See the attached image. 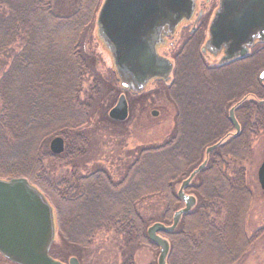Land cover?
I'll use <instances>...</instances> for the list:
<instances>
[{
    "label": "trees",
    "instance_id": "16d2710c",
    "mask_svg": "<svg viewBox=\"0 0 264 264\" xmlns=\"http://www.w3.org/2000/svg\"><path fill=\"white\" fill-rule=\"evenodd\" d=\"M91 1L0 0V55L7 54L17 41L22 42L20 50L14 54L9 67L0 77V134L40 133L51 128L53 122L60 123L57 131H53L64 138L65 149L61 154L45 151L44 155L45 158L64 161L72 166L86 154L88 141L81 128L91 118L89 101L95 99L99 90L96 88L97 77L93 76L96 85L85 93L83 99L80 96L86 77L95 74L93 60L77 41V38L87 35L93 22ZM41 23L43 27H40ZM252 57L255 61L254 73L250 80L241 82L246 83V87L234 98V101H238L252 94L240 100L235 110L239 115V132L224 138L209 154L208 162L198 176L203 180L196 192L199 200L189 212L183 214L175 231L163 233L170 245L167 261L177 247L182 252L178 257L189 258L190 264H236L250 245L251 237L244 232V220L251 193L246 187L243 163L250 157L253 137L264 131V79H258L259 71L264 68V46L256 49ZM110 77L118 85L113 69ZM17 81L27 84L19 86L18 97L23 100V105L13 107L10 100L15 99ZM117 87L113 88L114 92L123 91L119 85ZM125 94L131 95L126 91ZM114 98L112 94L103 110L105 119H109L108 116L106 118V111ZM227 101L226 98L222 102L219 115L228 106ZM109 121L123 123L126 119L123 122ZM230 128L226 121L223 122L220 134H207L197 147L216 142ZM183 137L184 134H169L161 144L139 148L119 181L113 180L103 168L85 175L71 172L58 178V181H51L42 177L41 165L36 171V179L43 186L40 187L42 192L48 195V191L52 190L60 202L67 203L70 208L76 209L77 204L81 209L89 208L90 201L85 197L88 193L91 195V202H95V214L100 218L88 228V244L98 232L113 230L126 244L135 242L156 246L146 234L152 222L141 216L137 205L153 194L163 195L161 219L164 217L165 221L160 219V222L166 225L171 223L172 214L179 204L173 191V181L186 176L189 170L187 165H191L193 157V154L180 148ZM154 156H159V160ZM157 161L158 166L167 167L151 168L149 164ZM172 163L177 165L173 166ZM204 180L211 189L209 193L203 190L206 186ZM151 181L156 182L153 188L149 184ZM217 205L223 208L220 224L209 217ZM75 209L73 215L77 211ZM69 210L67 208L66 217ZM58 214L62 229L59 230L60 238L66 244H71L73 242L67 240L68 236L60 224L62 215L60 212ZM261 231L264 228L256 233ZM189 248L192 251L188 254L186 251ZM122 264L134 262L130 259Z\"/></svg>",
    "mask_w": 264,
    "mask_h": 264
},
{
    "label": "rangeland",
    "instance_id": "374dc122",
    "mask_svg": "<svg viewBox=\"0 0 264 264\" xmlns=\"http://www.w3.org/2000/svg\"><path fill=\"white\" fill-rule=\"evenodd\" d=\"M102 1H91L90 10H92L93 22L88 29L87 35L85 37L82 36L83 38H77L78 43H81L86 53L93 60L92 67H94L95 73L86 77V80L82 83L80 96L83 99L85 93H89L91 87L94 86L93 76L97 77V85H95L99 89L95 99L89 101L91 104V118L81 128L88 141L86 154L73 166L64 161L59 162V160L45 158V151L50 152V140L56 136H61L53 131V129L56 130L61 126L60 123L54 124L55 122H53V125L50 126L51 128L40 131V133H32L33 131H30L25 134H0V179L26 178L50 203L53 208L55 223V237L51 246L52 249H50L52 257L66 261L68 257L73 256L79 260V264H122L130 259L133 260L134 264H156L158 255L156 246L135 242L126 244L124 239L119 237L113 230L98 232L88 244V237L86 236L89 232L88 228L90 229L96 219L100 218L99 215L95 214V202H91V195L88 193L85 197L90 201L89 208L81 209L79 204H77L76 209L70 208L67 203L62 204L52 190L51 192L48 191L47 194L49 196L42 192L40 187L43 186L37 182L36 171L41 165L43 178L58 181V178H62L71 172L85 175L92 170L103 168L110 173L113 180L119 181L126 165L134 159L137 150L141 147L161 144L169 137V134H176L175 126L179 120L181 122L179 126L185 132V137L182 139V142L186 145L184 149L192 148L195 145L198 146L201 140L206 138L207 134H220L219 128L222 126L221 122H214L211 108L206 105L210 95L208 86L215 83L218 87L220 86L225 91H228L232 89L231 84L238 83L236 79L233 81L234 77L240 78L242 75L250 74L251 69H254V64H245L240 67L235 66L214 71L209 74V79L205 77L207 82H202L199 70H201V66H205V63L199 57L198 44L197 42H192L189 48L186 45L181 47L183 43H181V36L180 40L175 41L173 49L175 52L181 47L173 84L166 86L152 82L147 86L143 96L127 95L129 116L125 122L122 121L123 123H112L107 118V111L106 118L108 120L105 119L103 110L109 104L111 95L114 94L115 98L111 106L107 107L108 109L115 104L120 93H116L113 90V88H118V85L110 77L113 68L110 56L102 44L94 37L96 17ZM43 26L41 23L40 27ZM165 42L167 43V41ZM166 45L161 49L162 52H166L169 48ZM21 46L22 42L17 41L7 54L0 55V77L7 70L14 54L20 50ZM170 49L172 50V48ZM203 73L206 74L204 71ZM21 84L26 85L27 82L17 81L15 84L14 89L17 91L15 99L10 97L13 100H10L13 107H20L24 103L18 97ZM227 107L222 109L225 114ZM151 111H157L156 116H152L150 114ZM187 146L189 147L187 148ZM203 147L202 145L196 150L197 152H192V163L191 165L188 164L187 167L191 168L200 162L203 158ZM191 151L193 150L191 149ZM191 151L189 149V153ZM154 159L159 160V156H154ZM154 159L151 161H154ZM263 160L264 131H261L253 137L250 157L243 163L246 187L251 193L244 220V232L247 237H251V242L243 258L236 264H264V231L256 233L264 228V194H262L257 182V168ZM157 163L158 161L149 165L154 169L167 167L158 166ZM172 165L176 166L177 163H172ZM180 179L173 181V191L177 189ZM155 183L151 181L149 184L153 188ZM200 183L202 184L203 180L196 178L192 182V186H199ZM204 185L206 186L203 190L209 193L211 189L205 180ZM196 188L193 186V189ZM193 193L196 194L198 201L197 193ZM177 206H180V203ZM137 207L144 219H150L148 222L160 221L164 210V196L153 194L140 201ZM67 208L68 210L70 209V212L66 217ZM74 209L77 211L73 219L72 212ZM57 212L62 215L60 224L67 234L66 236H68L67 240L74 244H66L60 238L59 230L62 229L59 225V214L57 215ZM209 217L217 224H220L223 219V208L217 205L214 208V213L212 211ZM161 221H165L164 217H162ZM255 233L256 235H254ZM190 251L192 249L189 248L186 252L189 254ZM181 255L182 252H179L176 247L170 258H168V263L190 264L189 258L178 257H181ZM0 264L13 263L0 255Z\"/></svg>",
    "mask_w": 264,
    "mask_h": 264
},
{
    "label": "water",
    "instance_id": "95a60500",
    "mask_svg": "<svg viewBox=\"0 0 264 264\" xmlns=\"http://www.w3.org/2000/svg\"><path fill=\"white\" fill-rule=\"evenodd\" d=\"M193 0H103L96 17L97 40L108 52L112 69L123 91L142 92L152 79L168 84L171 62L159 56L156 46L161 32H172L183 19L189 18ZM206 49L212 54L223 50L224 60L243 56L254 41L264 40V0H220L209 27ZM264 78V70L259 80ZM156 111H151L156 116ZM108 117L124 121L128 104L124 93L108 110ZM235 131L239 124L229 110ZM209 145L208 154L221 143ZM52 154L63 151L60 136L49 142ZM204 160L185 178L177 195L184 206L176 210L171 223L152 222L146 229L149 241L158 248L156 264H168L169 241L163 233L172 232L183 214L195 205V198L183 188L204 167ZM257 182L264 194V160L257 168ZM55 237L54 212L43 194L26 178L0 179V255L13 264H78L76 257L64 263L50 255Z\"/></svg>",
    "mask_w": 264,
    "mask_h": 264
},
{
    "label": "flooded vegetation",
    "instance_id": "af4514ba",
    "mask_svg": "<svg viewBox=\"0 0 264 264\" xmlns=\"http://www.w3.org/2000/svg\"><path fill=\"white\" fill-rule=\"evenodd\" d=\"M219 2H220V0H193L192 10H191V14L189 15V18L181 20L175 26V28H174V30L172 32L168 33V32H166L165 29L161 32L160 38H162V42L159 43L158 46H156V52H157V54L159 56H161L163 58H166V59H168L171 62V66L172 67H171L170 81H169V83L166 86H171L173 84L174 76H175L176 70H177L178 58H179V55H180L181 47L186 45L189 48V45L192 44V42H197L199 57L205 63V66H201L202 67L201 70L206 72V74H204L203 71L199 70L200 74H201L200 78H201L202 82L203 81L207 82V80L205 81V77L209 79V77H210L209 74H211L214 71L225 69V68H230V67H235V66H239L240 67V66H243L245 64H249V65L254 64V69L253 70L251 69L250 74L242 75L240 77V80H239L238 83L231 84V88L233 90L230 89L228 91L227 90L225 91V89H223L220 86L218 87L217 85H215V83L213 85L210 84V86H208V91L210 92V95H209V98L207 100L206 105L211 108V113H212V116H213V120H215L214 122H218V123L221 122L222 123V126L219 129H221L223 127V122H225V121L227 122V124H229L231 126L230 130H228V131H226L224 133L226 135L219 139V140H222L221 141V143H222L224 141L225 137L227 138L230 135L237 134L239 132V130H238V132L235 131V129L233 128L232 124L230 123L229 110L230 109L233 110V116H234V118L236 119V121L239 124V115H237L235 110H236L237 106L239 105L240 100H243L245 98H249V97L252 96V94L249 93L248 95L244 96L243 99H239L238 101H234V98L236 96H239L240 91L246 87V83L241 84V82L244 81V80H245V82L250 80L252 73H254L255 61L253 60L252 53L256 49L262 48V46H264V40L263 41H254L248 47L247 52L243 56H239L238 55V56H235V57H233L231 59H227V60L223 59V57H224L223 50H221L220 52H216V54H212L209 51H207L205 45H206V42L209 39L208 27H209V24H210L214 14H215V12L217 11V9L219 7ZM179 38L181 39V43L182 42L183 43L181 44V47L178 49V51L175 50V52H174L173 49L175 47L174 46L175 41H178ZM165 41H167V43ZM165 44H167L166 47H169V48L167 49L166 52H162L161 49L165 46ZM170 48H172V50ZM263 70H261V72ZM238 79L239 78H237V80ZM258 79H259V75H258ZM234 80H235V77H234L233 81ZM152 82H157V83H161L162 85H164V83H163V81L161 79H152V80H150L147 83L145 89L142 92H145V90H147V86L150 83H152ZM142 92H140V93H132L130 91H126V93H129L131 95H138V94H141ZM123 93L125 95V98H126V101H127V104H128L127 95L125 94V92H123ZM211 98H214V99H211ZM226 98H227V100H229V101H227L229 106L226 109V114H225V112L223 110V112H222L223 114L222 115L220 114L221 115L220 116L219 115V111H220L219 109L221 108L222 102H224V100ZM230 99H233V100L230 101ZM208 101H209V103H208ZM128 116H129V104H128ZM179 123H181L180 120H179L178 123L176 122L175 132H176V134H184V137H185V132H184L183 129L180 128V126H179L180 124ZM239 129H240V126H239ZM60 137H62V136H60ZM62 139H63V151H64V149H65V140H64L63 137H62ZM219 140H217L216 142H218ZM216 142H214L212 144H215ZM192 143H194V142H192ZM212 144H209V145H212ZM209 145H206L205 148L203 147V158L200 160V162H198V164H196L195 166H193L191 168L188 167L189 170H188L186 176H184L183 178L180 179V181L178 183V187L175 190V195L179 199V203H180V206H178L176 208V210H178V209H180V208H182L184 206L183 202L180 200V198L177 195V192H178V189L180 187L181 182L185 178H187V176L195 168H197L204 160H206V163L204 165V167H205L207 162H208L209 154L217 147L216 146L212 151H210L208 154H206L205 153V149ZM188 147L189 146H187V148ZM180 148L181 149L182 148H186V145H184V143L181 142ZM189 149H190V151H191V149L193 150V151L190 152L192 154V152L198 150V147L195 145L192 148L190 147V148L185 149V150L189 152ZM202 169H200L198 171V173H196L194 175V177L190 180V182L183 188L184 194L193 196L195 198V204L197 202V196L193 192H197L198 185H193V186L197 187L196 189H193L192 182L196 178H199L198 176H199V173L202 171ZM177 226H176V228H177ZM176 228L173 231H175ZM71 257H73V256L68 257L66 259V261H62V262L68 263L69 258H71ZM77 263L79 264V260L78 259H77Z\"/></svg>",
    "mask_w": 264,
    "mask_h": 264
}]
</instances>
